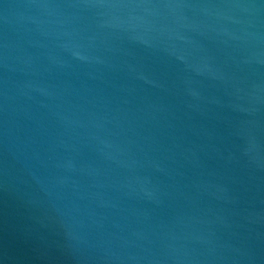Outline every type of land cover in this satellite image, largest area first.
<instances>
[{
	"label": "water",
	"instance_id": "obj_1",
	"mask_svg": "<svg viewBox=\"0 0 264 264\" xmlns=\"http://www.w3.org/2000/svg\"><path fill=\"white\" fill-rule=\"evenodd\" d=\"M0 264H264V0H0Z\"/></svg>",
	"mask_w": 264,
	"mask_h": 264
}]
</instances>
